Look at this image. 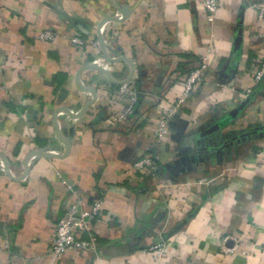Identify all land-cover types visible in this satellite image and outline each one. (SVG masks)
<instances>
[{"label": "crops", "instance_id": "1", "mask_svg": "<svg viewBox=\"0 0 264 264\" xmlns=\"http://www.w3.org/2000/svg\"><path fill=\"white\" fill-rule=\"evenodd\" d=\"M255 2L220 0L209 20L198 0H0V264H264ZM47 28L54 39L38 37ZM202 58V81L157 140L159 113ZM149 146L159 190L133 170ZM96 199L94 245L50 255L62 212Z\"/></svg>", "mask_w": 264, "mask_h": 264}, {"label": "built area", "instance_id": "2", "mask_svg": "<svg viewBox=\"0 0 264 264\" xmlns=\"http://www.w3.org/2000/svg\"><path fill=\"white\" fill-rule=\"evenodd\" d=\"M201 7L206 11L209 20H212L216 10L220 5V0H198ZM253 6L259 13V18L264 15V6L260 3H253ZM57 33L52 29H44L38 35L41 39H54ZM74 45L82 46L84 39L75 34L71 37ZM207 68L205 58H202L199 64L190 71L184 82V93L177 101L170 105L167 109L161 111L158 115L155 129V137L160 140L163 133L167 130L168 117L183 103L184 99L193 92L202 81L204 72ZM264 77V50L257 71L253 75L254 84H258ZM252 88L247 89V93ZM119 96L128 100L126 113H132L136 104L139 103L138 93L133 86L131 80L124 81L119 86ZM121 114L120 117H123ZM133 170L147 171L154 178L153 188L160 189L163 183L159 182L162 178V170H160L153 147H148L145 153L133 163ZM103 201L101 199L94 200L88 209L83 208L79 202L70 204L57 219L53 235L51 237L49 254L53 257H59L66 251L71 249H87L95 243L94 222L102 211ZM85 235L88 237L86 238ZM227 250L229 248H226ZM156 256H160L163 251V244H155L150 247Z\"/></svg>", "mask_w": 264, "mask_h": 264}, {"label": "water", "instance_id": "3", "mask_svg": "<svg viewBox=\"0 0 264 264\" xmlns=\"http://www.w3.org/2000/svg\"><path fill=\"white\" fill-rule=\"evenodd\" d=\"M126 8L124 7V8H121V11L123 12V14H125L126 13ZM102 24V23H101ZM100 24V25H101ZM131 78H128V79H126L125 81H127V80H130ZM124 82V81H123ZM246 102H247V100H245L243 103H241L238 107H236L235 109H233L232 111H230L226 116H225V118L223 119V120H230V119H232L233 117H235V115L244 107V105L246 104ZM219 127V125H218V123H216V124H214L213 125V127H212V129H215V128H218Z\"/></svg>", "mask_w": 264, "mask_h": 264}]
</instances>
